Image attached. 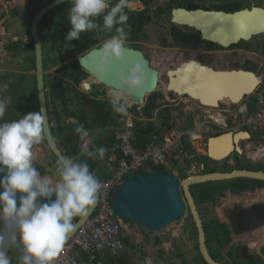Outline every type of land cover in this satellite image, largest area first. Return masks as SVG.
<instances>
[{
	"label": "clouds",
	"instance_id": "clouds-1",
	"mask_svg": "<svg viewBox=\"0 0 264 264\" xmlns=\"http://www.w3.org/2000/svg\"><path fill=\"white\" fill-rule=\"evenodd\" d=\"M128 6V0H116L115 3L113 0H72L67 10L70 29L64 40L69 43L80 40L81 33L84 32L94 30L115 32L99 49L98 59L93 65L97 78H104L112 65L123 57L127 41L124 26L128 21L125 9ZM100 18L102 24L99 23ZM115 79L118 87L112 93L113 111L125 113L122 117L126 114L133 115L135 117L133 122L147 121L140 113V108L143 106L128 102L129 97L145 86L147 79L145 64L136 62L130 68L120 67L115 72ZM7 87V84H2L0 90H6ZM7 105L6 99H0V120L5 115ZM133 107H136L138 115L129 111ZM51 120L56 122L49 116V126ZM195 120L192 119V122L195 123ZM46 132L43 109L22 115L18 120L0 123V189H2L0 191V264H11L8 254L11 248H16L21 253L17 257L18 264H55L69 235L76 229L74 220L77 217H86L97 203L102 185L86 162H74L66 156L65 159L56 162L55 182L48 176H41L40 171L34 166L33 148L44 140ZM76 132L83 135L81 128H77ZM221 134L223 133L215 134L210 138ZM207 138H204L205 157H207L206 142L210 139ZM107 151V148L100 146L94 151H89L87 156L103 159ZM100 162L102 163L101 160ZM175 168H177L176 162L170 165V170L166 173L174 174L172 170ZM203 172L197 176L203 175ZM178 173L174 175L179 180L188 178L181 172ZM53 196H55L54 200ZM146 264H151V261H146Z\"/></svg>",
	"mask_w": 264,
	"mask_h": 264
},
{
	"label": "water",
	"instance_id": "water-1",
	"mask_svg": "<svg viewBox=\"0 0 264 264\" xmlns=\"http://www.w3.org/2000/svg\"><path fill=\"white\" fill-rule=\"evenodd\" d=\"M65 1L72 0H54L43 7L32 19L31 16L34 15V11L27 10L23 12L22 15L24 20L31 22L29 32L32 44L30 47L33 48L34 52V76L37 89L38 109H43L45 127L47 128L44 142L51 155H53L57 161L65 159L66 156H64L63 152L60 150L57 142L54 141L49 126L44 83L42 44L37 34V28L41 19L50 10ZM177 22H182V25H178ZM170 23L178 27L194 28L200 32L203 41L209 43L215 42V44L220 47L228 48V46L235 43L249 41L254 36L264 34V10L257 7H251L249 10L242 9L232 13H224L202 11L199 9L185 10L183 8H176L171 11ZM99 49L100 48H94L75 58L79 67L89 76L88 79L82 83L84 91L88 92L91 89V83L89 82L90 78H95V80L98 81V85L107 91L110 87L117 88L118 85L115 79V72L120 67L130 68L136 62H143L145 64L147 68V79L145 86L132 95L134 97V103L140 105L141 98L144 94L146 92H153L157 88L158 73L151 68L149 62L143 57L141 52L127 47L124 49L122 59L112 65L105 77L102 79L97 78L93 65L98 59ZM183 66L184 65H182V67ZM201 68L209 71V79L214 80L218 87L220 86V83H222L224 88H221V93H228L229 96L231 94L230 97H232L238 88L241 89V87H243L241 91L236 92L241 100L251 95L260 83L256 81L257 78L251 72L239 70L215 72L210 68ZM179 69L181 68L178 67L176 70L178 71ZM170 73L174 75V71L168 72V75ZM217 76L218 79H216ZM251 77L256 81L255 83H245L243 86H239V82L242 81L243 78ZM174 80L175 78L172 77V81ZM169 86L170 81L167 88ZM110 92L113 93L114 90L110 89ZM240 134H245L247 139L249 138V135L245 132L235 134L225 133L210 138L207 142L206 156L210 159L211 141L228 135H232V145L228 155L220 160H210L220 162L234 153L242 155L243 152L235 141V138ZM37 169L40 171L39 167H37ZM235 179H248L264 183V173L234 170L230 173L213 172L201 176L184 178L182 180H179L174 174L166 172H152L148 174L137 173L124 179L121 184L117 186L111 205L115 216L123 223L133 224L140 229H145L150 232H160L165 230L172 224L181 221L185 213H189L196 230L198 253L201 258L205 264H222L214 261L208 252L203 223L190 192V187ZM0 191H2V189H0ZM52 199L54 200L55 196H53ZM41 202L43 203L44 201ZM95 206L89 211L86 217H78V220L74 222L76 224V229L71 235H69L66 243L90 218L94 212ZM222 215L231 235L235 237L250 234L264 227V203L262 202L247 206H243L241 203L235 204L229 208L223 209Z\"/></svg>",
	"mask_w": 264,
	"mask_h": 264
},
{
	"label": "rangeland",
	"instance_id": "rangeland-1",
	"mask_svg": "<svg viewBox=\"0 0 264 264\" xmlns=\"http://www.w3.org/2000/svg\"><path fill=\"white\" fill-rule=\"evenodd\" d=\"M173 1H174V3L172 4L173 7H176V6L181 7L184 4L183 0H173ZM21 3L23 4V2L21 0H0V13H7V11H9L13 5L16 4L17 6H19V5H22ZM252 4H254V5L255 4L256 5L261 4L262 7L264 8V2L262 0H260V1L259 0H243V2L240 4V6L243 7L244 9H248V7H250ZM136 19H137V15H134L133 19L130 23L131 24L130 37L126 41V43L127 42L130 43V45H128L129 48H132L134 50L141 52L143 57L146 60H148V62L150 63L151 68L154 69L159 75L158 76L159 87H158L157 91L154 92L152 99L150 101H148L149 103H147L148 104L147 107L151 104L154 105L153 111L151 112L152 119L147 120V121H152L157 125V128L159 129V135L160 136L169 135L171 132H174L177 130H185L184 128L186 127V122L188 121V117H190L189 116L190 113L186 114V111H184V110L186 109V107H188L190 109L192 108L191 110L196 111V108L194 106H192V104L180 103V101L177 100L175 97L167 94V92L164 88L166 85L165 72L168 70V68H171V64H176V61H170L169 63H167L166 60L162 62L161 59H164V58L166 59V57H168L169 54L174 53L173 50H175L177 47L183 48L185 50L189 49V47H191L193 45V42L188 41L185 43H181L179 45H177V43L174 42V38H173V35L171 33L172 27L170 25L168 11H167V13L160 14V16H158V17H156V16H155V18L151 17L149 19V21H147V19L145 20V16L142 19H140V18L138 20H136ZM4 21H6V23H8L10 20H7L6 17H2V20H0V85L7 84L6 79L9 78L10 87L8 86L6 90H0V99H6L8 101L7 110L5 112L3 119L0 120V123L12 121V120H18V119L22 118V117H20V116H22V114H24V115L26 114V113H24V111L21 108L19 109L20 110L19 115H17L18 112H16V111H14V113H11L10 111L13 110V106H15V102L17 100L16 98L18 96L21 97L22 96L21 94L23 93V91H25V88L28 87V83H27L28 80H26V79H31L32 76L34 75V72L27 70V68L25 66V58L31 54L30 51H28V50L24 51V47H23V52L20 55V57L13 58L9 53L6 52L5 48L3 49V43H5L6 41H10L12 39V38H10V35H12V32H13L12 29H14L9 25V30L6 31V35H2V29H4V27L1 28V24ZM142 22H143V25H142V27H140V25H141L140 23H142ZM9 23H11V21ZM12 23L15 25V29H17V24H15L13 21H12ZM134 26H136V27H134ZM174 27L180 33V35H182L181 38L184 41L189 40V34H190L189 30L184 29L182 27H178V26L176 27L175 25H174ZM89 33H91V32H89ZM109 34H111V33H108L106 31H100L98 34H95L96 36L94 34H91V36L93 38L86 39L85 43H93L90 47H92L94 45L96 46L99 43H103L107 39V37H109ZM12 37L13 38L18 37L21 40H23L24 46L26 44H30V37L28 34H26V32L20 33L19 36L12 35ZM64 37L65 36L60 35L59 40H62V41H59L56 43L57 46L59 44L63 43V45H62L63 47L60 48V50L62 52H63V48L65 49V47H66V49H67V46H68L63 41ZM83 45H85V44H83ZM233 46H235V45H233ZM231 47H229V48H231ZM159 48L172 49V50L166 52L163 50L160 51ZM88 49L89 48H87L86 50H88ZM60 50L59 51L52 50L51 55H50V58L57 62L56 68H59L60 66L67 64V63L71 62L72 59H74V58L70 59L69 56L62 59L59 56ZM86 50H84L83 52H85ZM63 56H66V55L63 54ZM186 59L190 60L188 54L186 55ZM240 61H241V59H240ZM259 63H261V64H257L258 70L255 69L256 70L255 73L260 80V84L258 85V87L255 89V91L251 95H249L245 99H243L244 102L243 101L240 102L241 106L244 105L243 103L248 104V102L250 100H255L257 98H262L264 100V62H259ZM206 64L210 65L212 67L213 66L214 67H221V62L220 61L214 62V58H209L208 61L206 60ZM237 67H239V69H242L240 67H244V66H240V65L238 66L237 65ZM56 68H51L47 72H44V74L54 75V71L56 70ZM90 83H91V89L93 86H96L98 88V91L101 93V95H99L97 97V100H100L102 102H106V103H109L112 105V93H110V91H107L106 89H104L103 87L98 85V83L91 82V81H90ZM78 89H79V91H82L86 94H89L91 92L90 90L88 92L84 91L82 88V84H80L78 86ZM128 102L132 103L134 101L131 99H128ZM221 104H223V103H221ZM221 108H220V110H221ZM145 111H144V113H146ZM33 112H34V110H33ZM49 113H51L52 118L55 120V116L57 115V110L51 101H50ZM144 113H143V115H144ZM199 113L201 115H203L200 110H199ZM211 115L213 117L220 118V120L222 122L223 118L218 115L217 110L215 108H214V111L211 112ZM166 116H168V118H169V121L167 123L170 126V130H166L165 127L164 128L160 127V124L162 123L163 119ZM206 116L207 115H205V117ZM194 122L196 124H198L199 120H195ZM227 122H226V128H224L220 125H218L219 126L218 128H213L214 127L213 126L212 127L214 129L213 131H217V132H213V133H210L207 135L201 134L202 138H199V137L196 138V136H198V135L194 134L191 137V140L194 141V144L192 145V147L194 149L195 154H192V155H194V156L197 155L198 157H202V156L205 157V151H204L205 140L203 139L204 136L208 137L207 138V140H208L210 137H212L213 135L218 134V133L235 132V126L231 123V121H227ZM55 123L59 124V122H55ZM56 130H57V127H56L55 131ZM95 133H97V132L88 133V135H85V132H83V135H81V133H78V136L76 135V137L74 139V141L76 142L74 144L75 147L79 142L82 141V145H85L86 148L88 149L91 142H92V139H93V136ZM254 134H256V138L239 144L241 149H244L246 146H249V149H247L246 151L244 150V152L240 156V158L242 160L244 159V160L248 161L251 165H258V164L264 163V159H259V160L254 161L248 155L250 154V152H255L256 148L264 147V143L259 141L261 138H264V130L263 131H257ZM257 141H258V143H257ZM206 144H207V142H206ZM33 149H39L37 151V154L40 155V157H37V159L35 156V161H37V162H34L35 163L34 166L39 165V166H43L40 168H45V167H47L46 164L48 165L47 162H51V164L49 166L54 170L56 169V162H55L54 158L52 157L51 153L49 152V150L47 149V147L43 141L40 144L35 145ZM261 155H264V152ZM231 159L233 160V154L230 155L228 158L222 160V161H226V164H232ZM186 160L187 159L184 158L185 164H187ZM36 163H37V165H36ZM214 163H217V162H214V161L208 159L209 165L212 166ZM48 177H50L51 179H54V180L57 179V177H53L52 175L48 176ZM248 193H250L251 196H250V198H247L248 200H246L245 205H251V204H255L257 202L264 203V192H262L263 194H259L258 192H254V193L248 192ZM229 196H230V198H229ZM233 196L230 195V192H226L223 194V196L221 198H219L218 200H215V202L212 204L202 202L198 208V212H199V215H200L202 221L207 223V222H212L213 220H217L220 223L226 224L225 220L224 219L222 220L219 217V214L217 213V211H218V209L220 210V209L232 204L234 202V201H231V198ZM187 214L188 213H185V215L183 216V219L181 221L172 224L167 229L162 230L160 232H150V231H147L145 229H140L133 224H126L127 226L125 227V230L127 228H129L128 230L130 231V233L129 232L128 233L129 234L134 233L132 235V240H130L132 243V247L134 249V254H135V256L133 257L134 262L136 263L135 259H137L138 264H146V261H148V260L151 261V264H173L172 261L178 262V263L180 262V264H185V263H183L184 262L183 259L186 261H187V259L194 261V258L196 256L197 252H196L195 241L192 238L191 229L189 227L190 220H188ZM263 228L256 230L258 232H256V231H254V232H256V234L260 236L261 232H259V231H261ZM125 230L123 232H125ZM132 230H133V232H132ZM174 230L175 231L176 230L181 231L180 233L177 234L178 239L177 238L172 239V237H171L172 235H174V232H175ZM124 237L131 239L126 234L124 235ZM157 238L160 241L162 240L163 243L161 241L160 245H156L157 244V241H156ZM251 238L254 239V237L249 236V234L241 236L240 238H237V237L231 235L230 244L233 245L234 256L236 259L252 261V256L260 254L261 248L251 250L249 248V246H247V244H249V240ZM142 239H143V241H141ZM147 241H149V242H147ZM161 243L168 245V247H167L168 252L166 251V249L164 247L161 246ZM170 244H172L171 250L169 249V246L171 247ZM211 249L213 251H215L216 246L212 245L210 248V251H211ZM225 250H226V248L221 253V257H220L221 263L222 264H232L231 260L226 256L227 253H224ZM260 258L263 262L264 257L261 256Z\"/></svg>",
	"mask_w": 264,
	"mask_h": 264
},
{
	"label": "trees",
	"instance_id": "trees-1",
	"mask_svg": "<svg viewBox=\"0 0 264 264\" xmlns=\"http://www.w3.org/2000/svg\"><path fill=\"white\" fill-rule=\"evenodd\" d=\"M151 3L152 0L146 2L147 9H146L145 20L147 19V21H149V19L152 17L150 13ZM167 8L172 9L174 7L172 4H169ZM162 13H167V11L162 10L161 12L156 13L155 16L158 17ZM61 15L62 14L61 12L59 13V9L51 11L45 17L46 19H48V23L43 21L40 24L38 30V35L42 42V50H43L42 58H43L44 72H47L51 68H56L57 62L50 58L51 51L52 50L59 51L60 48L63 47L62 46L63 43L59 44L58 46L56 44L57 41L55 39V36L57 33L53 32V29H55L56 26H54L53 28L51 27L52 22ZM99 23L102 24V18H100ZM140 24H141L140 27H142L143 22ZM170 25L172 27L171 33L173 35L175 43L181 44L189 41V40L184 41L181 38L182 35H180V33L175 29L174 25L171 23ZM48 26L50 28H48ZM63 41L68 46L67 49L66 47L65 49L63 48V52L60 50L59 56L62 59L66 58L67 56H69V58L71 59L72 57L81 54L87 48H90V46L93 44V43H85L86 40L82 41V38L80 40H73L71 43L65 41L64 39ZM83 44H85L86 46ZM23 47L24 44H22V42L19 41L17 43H11L6 45L5 50L7 51V53L13 55V57L18 58L20 57ZM28 51H30L31 54L25 58V66L27 70L34 71L35 70L34 52L33 49H30ZM63 54H65L66 56H63ZM88 77L89 76L79 67L77 61L75 60L62 65L59 68H56V70L54 71V75L44 74L47 109L48 111L50 110V101H51L57 110V115L55 116V120L56 122H59V124H57V130L55 131L54 129H51V133L54 141L57 142L59 144V147L64 150L65 156L69 158H74L75 162L83 161L88 163L90 165V171H92L96 176L101 178H106L108 176V172L105 170L104 165L100 162V159H93L90 157L86 159L83 156V153L81 152L82 141L76 145L75 151H73V153L81 152L80 155L78 157H73V153L70 151L68 145L64 142L63 139L64 134L66 132L76 129L77 127H81L87 133L97 132L95 133L96 135L94 134L93 136L91 145L89 147L90 151H94L100 146H103L108 149V151L106 152V154H108L110 148L114 143L115 140L114 136L116 133L115 128L118 127L117 119L122 117L125 113H117L113 111L111 104L97 100V97L101 95V93L98 91V88L96 86L92 87L91 92L89 94L79 91L78 86L82 84V82L86 81ZM26 80H28L27 81L28 87L25 88V91H23L21 97L18 96L16 98L17 100L15 102V106H13V110L10 111L11 113H14V111H16L18 112L17 115H19L20 108L26 114L29 112H33V110L34 112L39 111L35 76L33 75L31 79H26ZM6 81H7V85L10 87L9 78L6 79ZM90 81L95 82V80L92 78H90L89 82ZM108 91H110V89ZM153 95L154 94L146 97L145 103L140 111L141 116H143L147 120L152 119L151 112L153 111L154 105L151 104L147 107L148 105L147 103H149L148 101L152 99ZM254 103L255 100H250L249 103L250 111L253 110ZM129 111L138 115L136 107H133ZM144 111L146 113H144ZM143 113L145 116L143 115ZM49 116L51 119H53L51 113H49ZM69 120H74L75 123H70ZM168 121L169 118L168 116H166L163 119L162 123L160 124V127L163 128L165 127L166 130H170V126L167 123ZM192 126H193L192 118L188 117V121L186 122V127L184 129H191ZM133 132L136 137V146H138L139 148H145L154 135H159V129L157 128V125L152 121H134ZM259 141L264 142L263 139H260ZM184 143H185L186 153L195 154L194 149L192 148L191 144L188 142V139H185ZM52 157L54 158L55 162H57L56 158L53 155ZM195 160L204 163L205 169L203 174H209L213 172H230L232 170L244 169L238 167V165H240L242 161L244 162V160H242L240 156L236 153L233 154V160L236 163L235 167L234 166L230 167L228 164H226V161H220L214 163L211 166L208 164V158L203 156L198 157L196 155ZM245 169L250 171L255 170L254 167L252 168L249 167ZM261 169L264 172V164L261 166V168H259V170ZM152 171L168 172L164 168H158V167L152 168ZM40 174L41 176H43L45 173L43 171H40ZM257 185L264 188L263 182L248 180V179H235L225 182L194 185L190 187V192L192 194V197L194 199V202L198 210L199 205L202 202L212 204L215 202V200L221 198L223 194L226 192H230L232 195L238 196ZM187 215H188V220H190L189 227L191 229L192 238L195 241L196 252H197L194 258V264H205L200 254L198 253L197 234L194 225L192 223L191 216L189 215V213ZM77 220L78 217L74 220V222H76ZM202 223L205 232L206 246L208 252L214 261L221 263V259H220L221 253L230 244L231 232L227 224L220 223L217 220H213L212 222H207V223L202 221ZM156 241H157L156 245H160L161 241L159 239H157ZM123 244L125 247H132V243L130 239H128L127 237L123 238ZM212 245L216 246L215 251H213L212 249L210 251ZM233 249H234L233 246H231V248H229L228 251L226 252L227 253L226 256L231 260L232 264H263L260 257L261 256L264 257V245L261 247L259 255L252 256V261L236 259L234 256Z\"/></svg>",
	"mask_w": 264,
	"mask_h": 264
},
{
	"label": "built area",
	"instance_id": "built-area-1",
	"mask_svg": "<svg viewBox=\"0 0 264 264\" xmlns=\"http://www.w3.org/2000/svg\"><path fill=\"white\" fill-rule=\"evenodd\" d=\"M215 109L223 118L221 124H217L212 119L213 108H200L203 116L196 119L199 123H193L191 130H177L166 136H153L145 148L136 146V137L133 132L135 117L130 114L120 117L117 121L118 127L115 128L114 143L109 153L100 159L108 176L101 178L94 174L102 185L94 212L64 245L55 264H80L81 261L87 264H101L100 258L115 257L123 251V238L126 233L123 231L127 225L115 216L111 205L116 187L126 177L136 173H152L154 167L170 170V165L175 162L177 168L172 170L175 175H178V172H181L184 177L200 175L204 170V164L195 161L193 155L186 154L185 139L193 145L194 141L191 137L194 134L198 135L196 138H202L201 134L217 132L213 131V126L218 128L220 125L226 128L227 121H231L235 126V132L247 130L255 133L264 130V100L262 98L252 112H248L246 106H241L240 103L219 105ZM50 127L54 130L57 127L53 120L50 122ZM259 150L256 148L257 152ZM61 151L65 154L63 150ZM184 157L187 159V164L183 162ZM70 159L75 162L74 158ZM8 254L11 264H14L13 255L10 252Z\"/></svg>",
	"mask_w": 264,
	"mask_h": 264
},
{
	"label": "flooded vegetation",
	"instance_id": "flooded-vegetation-1",
	"mask_svg": "<svg viewBox=\"0 0 264 264\" xmlns=\"http://www.w3.org/2000/svg\"><path fill=\"white\" fill-rule=\"evenodd\" d=\"M21 1L23 2V4L21 3L22 5L17 6L15 4L10 8L9 11H7V13H0V17H1L0 20H2V17H6L7 20L11 21V23H9L10 21L8 23H6V21L2 22L1 28L4 27V29H2V35H6V31L9 30V25L12 28H14V29H12V31H13L12 35L19 36V34L23 33V32H26V34L29 35L30 44H26L24 46V51H27V50L33 49L32 47H30V45L32 44V40H31V36H30V32H29V27H30L31 22L28 20H24L22 18L23 12H25L27 10L34 11V15L31 16V19H32L43 7H45L47 4L53 2L54 0H21ZM148 1L149 0H128L129 6L125 9L126 14L128 15V21H127V24L124 26L125 31L127 33V40L130 37V31H131V24L130 23L133 19V16L137 15L136 20H138L139 18L140 19L144 18V16L146 15V9H147L146 2H148ZM183 1H184L183 6H181V7L176 6V7L171 9V8H167V7L169 4L174 3L173 0H152V3L150 4L151 16L153 18H155L154 15H156V13L161 12L162 10L163 11L166 10V11H168V16H169V21H170L171 20V11L173 9H176V8H183L185 10H196V9L198 10L199 9L202 11H214V12H224V13H232V12L244 9L243 7L240 6V4L243 2V0H183ZM262 1L264 2V0H262ZM71 2L72 1H65V2L61 3L60 5H58L57 7L50 10L46 14V15H48L51 11L56 10V9L57 10L59 9V13L61 12V14H62L60 17H57L52 22V26H51L52 28L54 26H56V28L53 29V32L57 33L55 36V39L57 42L62 41V40H59L60 35L65 36V33H67L70 29V24L67 20V10H68V8H70V6L72 4ZM115 2H116V0H113V3H115ZM251 7H257L260 9L261 8L264 9L261 4L260 5L259 4L258 5L252 4L250 7H248V10ZM46 15L41 19V21L38 24L37 34H38L40 24L43 21L48 23V19L45 18ZM12 21L15 24H17V29H15V25L12 23ZM48 28H50V27L48 26ZM182 28L190 31L189 41L193 42V45L191 47H189V49H186V50L183 48L177 47L175 50H173L174 53L169 54L168 57H166V59L165 58L161 59L162 62L166 60L167 63H169L170 61H176V64H171V68H168V70L165 72L166 85L164 88H165L168 95L175 97L177 100L180 101V103L192 104V106H194L196 108L197 112L195 110H191L192 108L190 109L188 107H186V109L184 111H186V114L190 113L189 116L192 119H198L200 116H203L199 113L200 108H205V107L201 106V104L199 103L200 100L198 98H197V101L187 100L188 93L180 95V94H176V92H169V91H172L171 88L166 89V87L170 81L169 76L175 77L176 75L174 73H173L174 75H172V73H170L168 75V72H173V71L175 72L176 68H178L181 65H185L177 73V75L180 77L179 79L177 78L178 82L183 77H187L188 75H195L196 66H198L201 69V71L203 70L201 67L210 68V69L214 70L215 72H217V71H219V72L232 71V70L242 71L243 70L246 72L253 73L255 75V77L257 78V75L255 73V71H256L255 69L258 70L257 64H261L259 62H264V34L254 36L249 41H241L237 45L232 46L229 49L228 48L224 49V48H222L216 44H212V43L203 41L202 37L200 35V32L197 31L196 29L186 28V27H182ZM99 32H100V30H94L91 33H89V32L81 33L82 41H85L86 39L93 38L91 36V34L95 35V34H98ZM114 34H115V32L113 31L111 34H109V37H107V39L110 38V36L114 35ZM12 35H10V38H12L10 41H6L5 43H3V49L5 48L6 45L11 44V43H17L19 41L22 42V44H24L23 40H21L18 37L13 38ZM41 44H42V42H41ZM101 44H103V43H99L96 46L94 45V46L90 47L88 50H86L85 52H83L77 56L72 57L74 59H72V58L71 59L75 60L76 57L86 53L87 51H90L94 48H100ZM128 45H130V43L127 42L125 47L129 48ZM177 45H179V44H177ZM159 49H160V51L163 50L166 52L172 50V49H164V48H159ZM22 52H23V49L21 51V54H22ZM42 54H43V50H42ZM187 54L189 55L190 60L186 59ZM11 56L13 57V55H11ZM13 58H16V57H13ZM209 58H214V62L220 61L221 67H214V66L212 67L210 65H207L206 60L208 61ZM240 59H241V61H240ZM237 65L238 66L239 65L244 66V67H240L242 69H239V67H237ZM183 71H185V73H183ZM205 72H206V70L202 71V73H205ZM94 80H95V78H94ZM258 80H259V78H258ZM178 82H177V84H178ZM259 82H260V80H259ZM95 83H98V81L95 80ZM158 87H159V85H158ZM241 90H239V91H241ZM129 99H131V98H129ZM259 99L260 98L255 99L253 110H254L255 105L258 103ZM229 101H230L229 104L235 105V104L239 103V101H231V100H229ZM241 101H243V100H241ZM249 103H250V101L248 102V104H245V103H243V104L246 106L248 112H252L253 110H251V111L249 110ZM229 104H226V105H229ZM216 105L217 106L218 105L225 106V103H223V104L218 103V100H217ZM244 132L249 135V138L246 140H243L241 143L256 138V136L253 132H250L247 130H244ZM241 136L245 137L246 135L240 134L237 137H241ZM261 139L264 140V138H261ZM230 141H231V139H230ZM230 141H229V143H230ZM236 142H237V139H236ZM257 143H258V141H257ZM262 143H264V142H262ZM258 148L263 149V147H258ZM247 149H249V146H246L244 149H241V150H242V152H244V150L246 151ZM262 151H264V149L260 150V152H257L255 149V152H250V153H252V155H248V156L254 161L259 160V159H264L263 158L264 155H261ZM226 156H222L219 159H222L223 157H226ZM239 156H241V155H239ZM210 157H211V154H210ZM219 159H215V160H219ZM182 164H183V162H182ZM263 164L264 163L258 164V165H251L248 161L244 160V162L242 161V163L240 165H238V167L244 168V169H239V170H246L245 168L254 167L255 170L254 171L251 170V172H263L262 169L259 170V168H261V166ZM228 165L230 167H233V166L235 167L236 163L234 162V160H232V164H228ZM232 171H234V170H232ZM232 171H230V172H232ZM246 171H250V170H246ZM230 172H221V173H230ZM248 192H251V193L258 192L259 194H263L262 192H264V188L257 185V186H254L253 188L249 189L248 191H246V192H244L238 196H240V197H243L245 195L250 196V193H248ZM245 204H246L245 202L242 203L243 206H247ZM244 235H246V234H244ZM244 235H242V236H244ZM231 245L232 244H230V246Z\"/></svg>",
	"mask_w": 264,
	"mask_h": 264
},
{
	"label": "bare ground",
	"instance_id": "bare-ground-1",
	"mask_svg": "<svg viewBox=\"0 0 264 264\" xmlns=\"http://www.w3.org/2000/svg\"><path fill=\"white\" fill-rule=\"evenodd\" d=\"M177 24L178 25H182V22H177ZM212 44H215V42H213ZM237 44L238 43H235L233 45H237ZM233 45H231V46H233ZM231 46H228V48L231 47ZM181 66H179V67L182 69L185 65L183 67H181ZM181 69H179L178 71L176 70L174 72V74L176 75L174 77L175 78L174 81H172V76H169L170 86L168 88L166 87V89L171 88L172 91H169V92H176V94H180V95L188 93V98L189 99L187 98V100L197 101V98H198L200 100L199 103L201 104V106L203 105L205 108L206 107H211V108H213V110L217 106L216 105L217 104V100H218V103H225V104H229L230 103L229 100H231V101H239V103H240L241 99H239V97L237 96L236 92L241 90V89H243V87H241V86L243 84H245V83L252 84V83H255L256 81L259 82L258 77H257L256 81L253 80L252 77L251 78H243L242 81L239 82V86L241 87V89L238 88L236 90V92H234V95L232 97H230L231 94L229 96L228 93L227 94L225 92L221 93V88H224L222 83H220V86L218 87V85L216 84V82H214V80L209 79V77H210L208 75L209 71H207L206 69H203L202 71L206 70V72L202 73L201 69L198 66H196L195 75H188L187 77H183L178 82L177 78L179 79L180 77L177 75V73ZM183 73H185V71H183ZM216 79H218V76H217ZM158 82H159V79H158ZM177 82H178V84H177ZM110 89L115 90L116 88L110 87ZM157 89H158V85H157V88L153 92H146L144 94V96L141 98V101H140L141 104L140 105L143 106L144 103H145L146 97L149 96V95H152ZM129 98H131V100L134 101V97L133 96H131ZM212 119L214 120V122H216L218 124H221L220 118L212 117ZM226 133H230V132H226ZM223 134H225V133H223ZM230 139L232 140V135H228V136H225V138L222 137L220 139L211 141L210 142V154H211L212 158L210 157V154H209L210 159L215 160V159L221 158L222 156H226L228 154V152H230L231 145H232L231 144L232 142L230 141ZM236 139H237V143H238L237 145L239 147V142L243 141V140H246L247 136H245V137H243V136L236 137L235 141H236ZM229 141H230V143H229ZM263 149H264V147H263ZM263 149H260V150H263ZM260 150L258 152H260ZM221 151H222V153H221ZM263 152L264 151H262L261 154ZM249 155H252V153H250Z\"/></svg>",
	"mask_w": 264,
	"mask_h": 264
},
{
	"label": "crops",
	"instance_id": "crops-1",
	"mask_svg": "<svg viewBox=\"0 0 264 264\" xmlns=\"http://www.w3.org/2000/svg\"><path fill=\"white\" fill-rule=\"evenodd\" d=\"M69 122L70 123H75L74 122V120L72 121V120H69ZM77 128H80V127H77ZM76 128V129H77ZM76 129H73V130H71V131H68V132H66L65 134H64V137H63V139H64V142L68 145V147H69V149H70V151L73 153V151H75V141H74V139H75V137H76V135L78 136V132H76ZM82 129V128H81ZM83 130V129H82ZM83 132H85L84 130H83ZM85 135H88V133L87 132H85ZM87 142V141H86ZM91 145V144H90ZM90 147V146H89ZM34 150V154H35V156H36V159H37V157H40V155H38L37 154V151L39 150V149H33ZM90 151V148H86V146L85 145H82L81 146V152L83 153V156L86 158V159H88L89 157L87 156V153ZM81 152H74L73 153V157H78L79 155H80V153ZM42 158V157H41ZM34 162H37V161H35L34 160ZM39 163V162H38ZM48 163V165L46 164V166L47 167H45V168H40V167H43V166H36V167H39L40 168V171H43L44 173H45V175L44 176H53V177H56L55 176V170L54 169H52L49 165L51 164V162H47ZM36 165H37V163H36ZM45 166V165H44ZM48 173V174H47ZM47 174V175H46ZM53 180V182H55V180L54 179H52ZM231 196H233L232 194H230ZM251 196V195H250ZM250 196L249 195H245V196H243V197H240V196H236V195H234L232 198H231V201H234L232 204H230L229 206H226V207H224V208H222V209H218V211H217V213L219 214V217L223 220L224 218H223V215H222V210L223 209H225V208H229V207H231V206H233V205H235V204H239V203H243V202H245L246 203V200H248L247 198H250ZM229 198H230V196H229ZM237 201V202H236ZM217 214V215H218ZM225 220V219H224ZM129 228H127L125 231H126V235L127 236H129L131 239L130 240H132V235L134 234V233H132V234H129L130 233V231L128 230ZM175 231V230H174ZM129 232V233H128ZM132 232H133V230H132ZM181 231L180 230H176L175 232H174V235H172L171 237H172V239H174V238H177V234L178 233H180ZM256 232H258V231H256ZM256 232H252V233H250L249 234V236H252V237H254V239H250L249 240V244H247V246H249V248L251 249V250H255V249H260L261 248V246H263L264 245V228L261 230V231H259V232H261L260 234V236L259 235H257L256 234ZM136 237V236H135ZM241 236H238L237 238H240ZM262 238V239H261ZM158 239V238H157ZM178 239V238H177ZM141 241H143V239L141 240ZM162 241V240H161ZM147 242H149V241H147ZM162 243H163V241H162ZM161 243V246L162 247H164L165 249H166V251L168 252V249H167V247H168V245H166V244H162ZM171 245V247L169 246V249L171 250L172 249V244H170ZM231 246H233V245H231ZM231 246L230 245H228L227 247H226V250L224 251V253H226L227 251H228V249L229 248H231ZM9 251L11 252V254L13 255V258H14V264H18V260H17V257L21 254L20 253V251L18 250V249H16V248H11V249H9ZM189 252V251H188ZM190 253V252H189ZM135 256V254H134V249L132 248V247H125L124 246V249H123V251H121L117 256H115V257H111V256H104V257H102V258H100V261H101V264H138L137 263V259H135V261H136V263L134 262V259H133V257ZM194 258V257H193ZM183 261L185 262V264H194V261H191L190 259H187V261L186 260H184L183 259ZM183 262V263H184ZM86 262L85 261H81L80 262V264H85ZM172 263L173 264H180V262L178 263V262H173L172 261ZM263 263H264V260H263ZM87 264V263H86Z\"/></svg>",
	"mask_w": 264,
	"mask_h": 264
}]
</instances>
